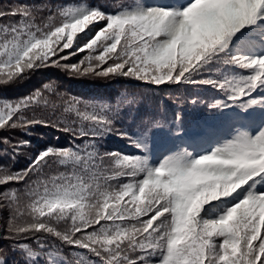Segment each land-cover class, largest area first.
<instances>
[{
  "label": "snow or ice",
  "instance_id": "snow-or-ice-1",
  "mask_svg": "<svg viewBox=\"0 0 264 264\" xmlns=\"http://www.w3.org/2000/svg\"><path fill=\"white\" fill-rule=\"evenodd\" d=\"M0 264H264V0H0Z\"/></svg>",
  "mask_w": 264,
  "mask_h": 264
},
{
  "label": "trees",
  "instance_id": "trees-1",
  "mask_svg": "<svg viewBox=\"0 0 264 264\" xmlns=\"http://www.w3.org/2000/svg\"><path fill=\"white\" fill-rule=\"evenodd\" d=\"M79 55L82 58L85 55V53H80ZM45 77L51 79H58L59 82L64 86L62 90L70 91L74 95L88 96L97 93L105 94L114 91L113 88H106L103 86L96 87V85H103L105 82L70 78L63 73H60L58 70H51V71L46 70ZM45 77H37L35 79L37 80L45 79ZM115 87H119V85L117 84L115 85ZM31 88H32V84L29 82H25L24 90L29 91L31 90Z\"/></svg>",
  "mask_w": 264,
  "mask_h": 264
}]
</instances>
